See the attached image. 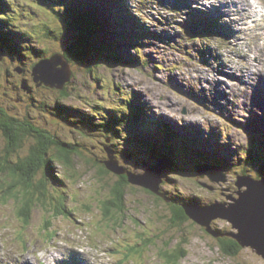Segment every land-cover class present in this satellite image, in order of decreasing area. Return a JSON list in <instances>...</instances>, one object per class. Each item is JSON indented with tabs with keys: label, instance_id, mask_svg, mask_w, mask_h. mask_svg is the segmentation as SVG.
Segmentation results:
<instances>
[{
	"label": "rangeland",
	"instance_id": "obj_1",
	"mask_svg": "<svg viewBox=\"0 0 264 264\" xmlns=\"http://www.w3.org/2000/svg\"><path fill=\"white\" fill-rule=\"evenodd\" d=\"M79 1L104 13L103 19H114L118 29L108 30L113 36H124L126 33L133 36L135 29L139 31L144 26L157 38L153 41L145 39L143 45H139L143 48L141 58L146 57L150 64L146 69L100 63L102 68L97 74L101 78L105 75L108 83L105 85L96 81V92H93L94 87L89 86L91 77L88 71L74 68L73 81L77 78V89L64 103L89 112L88 103L104 102L106 109L101 110L106 112L115 109L113 98L124 95L136 97L135 105L145 112L149 111L148 132L155 130L153 122L158 118L166 125L176 127L178 134L175 135L181 137L178 148L176 139L170 141L168 136H164L165 152L173 153L183 162L173 164V168L163 172V179L168 180V185L163 188L169 195L180 203L195 200L202 205L227 203L228 196L238 198L239 189L235 185L238 177L247 173L256 179L259 169L257 163L255 169L247 165L246 160L251 159V153L253 160L257 155H264L253 134H264V38L261 37L263 44L260 41L252 49L248 43L243 46L238 43L241 49L239 56L234 47L230 48L232 53H228L225 42L221 44L218 40L223 36L215 35L206 22L196 24L203 19L197 10L211 11L207 0ZM256 1L264 6V2ZM230 3L237 2L231 0ZM8 8L12 14V8ZM215 11L223 15L221 10ZM115 27L116 24L112 26ZM192 29L198 32L195 45L185 34ZM255 30L262 29L255 26ZM202 40L212 42L210 46L215 50L210 48L203 53L199 42ZM119 42L120 54L131 61L133 59L136 64L138 46L134 45H138L137 42L128 37L126 41L119 39ZM252 54L257 57L252 58ZM157 67L161 69L156 70ZM15 70V66L4 58L0 61V106L11 114H31L34 122L56 132L66 142L76 140L82 146L85 143L89 145L92 151L98 150L97 147L101 150L99 141L102 138L85 140L81 137L83 134L75 133L70 126L56 123L53 115L36 110L29 96L18 91L24 72L18 74ZM12 74L19 79L17 83ZM29 79V84L34 86L32 78ZM113 84L116 86L111 88ZM116 87L120 88V92ZM36 89L40 90L37 98H44L46 89ZM113 92L120 94H109ZM137 96L146 104H140ZM139 128L136 131L143 137L144 130ZM1 133L0 130V153L6 147L4 133ZM74 136L77 138L71 139ZM157 136L153 135L155 139ZM122 140L126 143L118 139L120 148L130 152V160L125 166L132 167L136 174H143L159 159L148 157L145 149L135 145L136 141L144 144L141 140ZM30 144L26 143L21 153L27 152ZM146 146L152 150L157 145ZM84 150L86 159L76 155L69 165L59 163L60 160L57 162L59 175L64 178L65 184L57 189L59 193L53 192L49 184L48 197L40 200L37 195L30 212L23 210L24 196L21 191L10 193L8 181L0 178V264H168L161 256L162 251L171 252L179 246L186 252V257L179 264H264L263 257L248 248L242 249L233 258L224 255L216 237L189 217L183 223L174 225L171 204L139 186L126 188L125 212L112 215V220L105 217L102 202L107 196L110 198L107 187L119 182L120 177L110 173L101 178L100 168L89 159L94 157ZM137 152L140 153L138 157L135 156ZM196 153L199 157L192 156ZM215 154L224 167L230 168L228 173L225 172L228 179L225 183H213L208 177L200 178L197 174V166L203 161L214 162L212 156ZM48 156L56 158L53 150ZM11 159L15 160L14 157ZM240 161H244L245 166ZM211 175L217 177L213 173ZM164 183L162 180L161 185L164 186ZM57 207L66 208L70 214L66 211L58 214ZM28 216L31 219L27 222ZM229 225L224 220L213 223L215 229H224L227 233L231 230ZM55 250H59L61 255L55 254Z\"/></svg>",
	"mask_w": 264,
	"mask_h": 264
},
{
	"label": "trees",
	"instance_id": "obj_2",
	"mask_svg": "<svg viewBox=\"0 0 264 264\" xmlns=\"http://www.w3.org/2000/svg\"><path fill=\"white\" fill-rule=\"evenodd\" d=\"M8 7L12 8V14L8 11ZM104 17V13L100 12L98 9H92V7L86 3H80L79 0H14V2L12 0H0V48H2L5 57L8 59L7 60L3 55L4 61L9 62V64L15 66L16 70H21L22 73L24 72L25 74L21 76L22 79L18 83V91L29 96L36 110L53 115L56 123L61 122L70 126V129L75 133L79 135L83 134L81 137L85 140L91 141L97 137L102 138V140L99 141L101 150L97 147L96 149H98L99 152L98 150L92 151L91 147L86 145V143L82 146L80 143H77L76 140H73L74 142H66L56 132L53 133L52 130L39 126L33 121L34 118L31 114L23 116L11 114L0 106V130L4 133V135L1 134L6 139V147L4 151L0 153V178L8 181L10 193L21 191L24 196L22 198L23 210H28V212H30L37 195L40 200L41 198L46 199L48 193H50L48 189L49 184H51L53 192L59 193L57 189L63 186L65 182L64 178L59 175L56 166L57 162L60 160L59 163L62 162L63 165H69L76 155L80 156L82 159H86L83 149L94 157L89 158L87 155V157L95 161L96 165L100 168L98 172L101 178L110 175V172L105 166V162L109 160L107 149L114 152L121 166L126 168L129 172H134L132 167L129 169L125 166L128 161L126 157L130 156V152H126L128 151L126 148V151L120 148L118 139H121V142L124 144L126 142L122 139H126L129 142H135L139 139L144 144L136 141L135 145L145 149L148 157L156 156L159 159L168 160L174 165H179V162L183 163L180 157H175L173 153L165 152L163 148L165 146L164 136H168L170 141L172 138L176 139V147L179 148L178 144L181 137L175 135L178 134L175 130L176 127L168 126L157 118V121L153 122L155 130L148 132L147 129L150 127L151 120L149 118V111L145 112L140 106L135 105V101H137L136 97L129 98L124 95L120 98H113L115 109L107 110L106 112L101 110V108L106 109L104 102H91L88 103L91 105H88L89 112H84L80 108L64 103V101L71 99V94L77 89L75 88L77 78L73 81L74 75L71 82L67 84L62 91L49 88L45 85L37 87L35 83L34 86L29 84V77L33 80L32 72L35 66L44 60L50 59L58 52L68 59L72 69L78 67L80 70L86 69V72L88 71L91 77V81L88 82L89 86L95 88L93 92H96L98 89L96 81L105 85L108 83V79L104 74V78H101L97 74L99 69L102 68V63L121 67L139 66L146 69L150 64L147 62L146 57L143 56L144 59L141 58L143 48L139 45H143L145 39H149L150 41L156 40L157 37H155V33L148 28L145 30L144 26H141L139 31L136 29L134 30L135 33L133 36L127 33L124 36L123 34L122 36H113L108 30L118 29L117 23L112 18L113 23L116 24V27L112 28V26H114V24L111 25L112 21L109 19L105 20L103 19ZM204 22L207 23V20L203 18L201 22L196 24L199 25ZM136 33L137 35H135ZM185 34L189 36L188 39L192 44L195 45V42H198V40L195 39L198 35L195 29ZM127 37L130 40H135L138 44L134 45V47L138 46L136 51H138L137 55L139 59H136V64L133 63V59L131 61L129 58L126 59L120 54L121 51L119 47L121 48V44L119 39L126 41ZM199 42L202 45L203 53L210 48L215 50L214 47L210 46L212 42L207 43L203 40ZM53 47L55 50H52ZM216 58L219 59V56H216ZM160 69L161 68L157 67L156 70ZM17 73L22 74L18 71ZM12 77L15 79V75ZM17 79L18 78L15 80ZM23 84L26 85V89H23ZM115 86L116 85L113 84L111 88ZM36 88L46 89L47 92H43L45 95L44 98H37V96L40 95V90ZM116 90L120 92V88L116 87ZM109 94L117 96L120 93L113 92ZM139 97L140 96H137L140 104H146L141 98L139 99ZM117 106H122V108ZM145 109L148 110L147 107H145ZM30 112L31 110L29 109L28 113ZM139 127L144 130V132H142L143 137L136 131L137 128L140 129ZM250 132L253 131H249V133ZM253 134L256 141H259L257 143H260V147L264 150V134L262 136H258L254 132ZM153 135H158V138L155 139ZM260 137H262V139H260ZM74 138H77V136L71 139ZM146 140L149 142H145ZM26 143L31 144L27 152L21 153ZM147 144L150 146H157L152 150H148ZM94 147L96 146L94 145ZM51 150L56 154V158L48 156ZM197 153L192 156H196ZM139 154L140 153L137 152L135 156L138 157ZM197 156L199 157V155ZM11 157H14L15 160H12ZM217 157L218 156L215 154L212 156L214 162L210 161L207 163L203 161V164L199 165L210 164L223 168L226 172H228L227 170L230 171V168L228 166L224 167V163L219 161ZM155 162L156 161H154V163ZM240 163L245 166L244 161H240ZM246 163L249 166H253L255 169H257V167L254 165L257 163L259 169L256 171L255 178H264V155H257L253 160V154L251 153V159H247ZM244 176L251 175L245 173ZM163 180L165 183L164 186L161 185V193L164 198L157 197L164 201L165 199L169 200L168 203L171 204L170 206L174 213V225L183 223L188 219L184 210L185 205L206 206L195 200L184 203L178 202L174 196L169 195V193L165 191L163 187L168 185V180ZM130 186L127 177L124 176L120 177L119 182L107 187L110 190V198L106 197L102 202L104 209L103 214L105 217H109L112 220V215H119L125 212L123 208L125 207V190ZM57 208L58 214L62 215L63 211L70 214L66 208ZM30 219V216H28L26 221L28 222ZM218 233L225 234L227 231L218 229ZM216 240L221 252L228 257H236L239 251H242V248L231 237H218ZM161 256L168 261V264H179L180 261L186 257V252H183V248L179 246L171 252L168 250L162 251Z\"/></svg>",
	"mask_w": 264,
	"mask_h": 264
},
{
	"label": "water",
	"instance_id": "obj_3",
	"mask_svg": "<svg viewBox=\"0 0 264 264\" xmlns=\"http://www.w3.org/2000/svg\"><path fill=\"white\" fill-rule=\"evenodd\" d=\"M3 55V50L0 48V61L3 59ZM17 71L22 73L21 70ZM32 74L37 87L45 85L62 91L71 82L73 69L68 59L58 52L50 59L36 65ZM23 89H26L25 84H23ZM107 152L109 160L105 162V166L110 173L118 177L126 176L131 186H140L152 194L164 198L161 193V183L164 170L173 168L170 161L154 157L155 164L151 165L143 174L138 175L121 166L114 152L109 149ZM126 160L129 161L130 156L126 157ZM197 172L200 178L208 177L213 183H225L228 180L226 171L217 166H198ZM211 173L217 177H213ZM235 185L239 189L238 198L228 196L229 202L227 203L215 202L200 207L185 205V214L203 227L208 234L216 238L231 237L242 249H251L264 259V178L254 179L251 176H240ZM209 189L214 190L213 187H209ZM165 201L169 202L167 199ZM217 220L227 221L230 224V232L225 235L219 234L218 230L213 227V223Z\"/></svg>",
	"mask_w": 264,
	"mask_h": 264
},
{
	"label": "bare ground",
	"instance_id": "obj_4",
	"mask_svg": "<svg viewBox=\"0 0 264 264\" xmlns=\"http://www.w3.org/2000/svg\"><path fill=\"white\" fill-rule=\"evenodd\" d=\"M229 1V3H230V1L231 0H228ZM242 1H244V3L246 4V6L249 8L246 12V15L248 16V17H252V15L254 14V11H252V7H253V5H252V3L250 2V0H242ZM236 4H233V5H231V7H230V9H231V11H229L228 13H230V12H234V9H237L235 6H237L238 7V9L236 10V12H237V14H238V12H239V10H240V8L242 7V5H241V1H239V0H236ZM155 158H156V156H154ZM140 187V186H139ZM101 230V229H100ZM86 256V255H85ZM61 257V256H60ZM87 257V256H86ZM91 257V256H90ZM89 257V258H90ZM21 258V257H20ZM30 261V260H29ZM28 261V262H29Z\"/></svg>",
	"mask_w": 264,
	"mask_h": 264
}]
</instances>
